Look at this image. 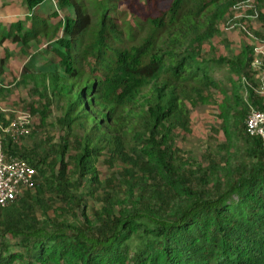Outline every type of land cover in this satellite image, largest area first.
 I'll list each match as a JSON object with an SVG mask.
<instances>
[{
  "label": "trees",
  "instance_id": "obj_1",
  "mask_svg": "<svg viewBox=\"0 0 264 264\" xmlns=\"http://www.w3.org/2000/svg\"><path fill=\"white\" fill-rule=\"evenodd\" d=\"M24 1L0 45L47 41L53 57L19 83L41 125L56 104L60 133L40 154L5 142L37 184L0 206V264H264V144L245 125L251 107L264 112L255 42L231 57L207 48L246 0ZM214 92L227 141L195 163L177 138ZM101 158L126 167L103 188Z\"/></svg>",
  "mask_w": 264,
  "mask_h": 264
},
{
  "label": "rangeland",
  "instance_id": "obj_2",
  "mask_svg": "<svg viewBox=\"0 0 264 264\" xmlns=\"http://www.w3.org/2000/svg\"><path fill=\"white\" fill-rule=\"evenodd\" d=\"M245 2L241 8L235 9L232 13L233 19L231 23L235 24V26L229 28L226 24L221 25L216 37L207 44V48L212 45L218 53L228 57L239 53L245 44L251 43V39L244 33L240 24L245 25L249 28L248 30L255 31L264 38V3L258 4L259 14L254 13V15L249 10H253L255 0H246ZM250 6H252L251 9ZM54 8L57 9L56 7ZM34 11L39 15H47L52 13L53 9L48 6H39ZM28 12L29 10L24 0H0V22L3 21L10 24L17 20L23 21ZM39 41H32L29 47H24L12 41H7L0 45V61L2 58L7 57V60L3 62L2 69H0L1 113H3L2 109H9L7 114L12 117V110H28L29 104L38 100V95L32 96L29 87L20 85L19 82L22 78L24 66H28L31 60H34L36 66H38L53 57V54L48 53L47 41L42 38ZM228 86L230 88V84ZM214 95L216 102L204 106L200 105L192 110L191 132H179L177 138V145L181 150V154H183L184 158L189 157L195 163L207 164L210 157L218 151L219 145L227 141L223 119L219 115L220 110L218 108V102L222 100L223 95L219 92H214ZM60 113L59 108L55 104L44 125L40 124L38 113H31L33 121L32 133L27 137L18 139L15 143L18 150L21 152L24 150H35L37 154H40L50 144H56L60 133L56 125V118ZM97 168L100 171L101 186L103 188L107 186L106 180L113 172L117 173L126 167L119 162L114 168H110L104 162V158H101ZM119 183L116 185L119 186ZM105 192V189H102L99 194L104 196ZM88 200L90 207L96 205L92 197Z\"/></svg>",
  "mask_w": 264,
  "mask_h": 264
},
{
  "label": "built area",
  "instance_id": "obj_3",
  "mask_svg": "<svg viewBox=\"0 0 264 264\" xmlns=\"http://www.w3.org/2000/svg\"><path fill=\"white\" fill-rule=\"evenodd\" d=\"M244 3L246 2H240L238 5L234 6V10L241 8ZM231 21L232 19H229L227 22L229 28L235 26ZM240 26L252 42H255L254 51L256 56L252 62V68L253 70L258 71V83L254 86V90L259 95H264V38L259 39L254 36L245 25L240 24ZM8 111L9 109H2L4 115L2 117L0 116L1 207L9 206L15 200L21 198L26 191L34 190L37 184L36 168L27 160L5 151L6 140L11 139L15 144L18 139L30 135L33 124L32 114L29 109H19L17 111L12 110L13 116L11 117L7 114ZM245 125L248 135L261 138L264 144V112L255 107H251L245 119Z\"/></svg>",
  "mask_w": 264,
  "mask_h": 264
}]
</instances>
